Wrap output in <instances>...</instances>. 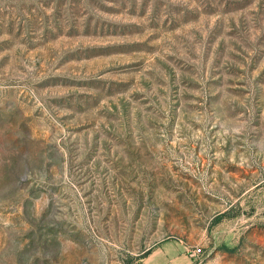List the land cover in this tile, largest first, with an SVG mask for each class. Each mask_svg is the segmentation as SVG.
Segmentation results:
<instances>
[{"label": "rangeland", "instance_id": "374dc122", "mask_svg": "<svg viewBox=\"0 0 264 264\" xmlns=\"http://www.w3.org/2000/svg\"><path fill=\"white\" fill-rule=\"evenodd\" d=\"M264 264V0H0V264Z\"/></svg>", "mask_w": 264, "mask_h": 264}, {"label": "crops", "instance_id": "0c3cea01", "mask_svg": "<svg viewBox=\"0 0 264 264\" xmlns=\"http://www.w3.org/2000/svg\"><path fill=\"white\" fill-rule=\"evenodd\" d=\"M193 259L188 243L181 238L166 237L141 256L138 264H192Z\"/></svg>", "mask_w": 264, "mask_h": 264}, {"label": "built area", "instance_id": "2783aa9c", "mask_svg": "<svg viewBox=\"0 0 264 264\" xmlns=\"http://www.w3.org/2000/svg\"><path fill=\"white\" fill-rule=\"evenodd\" d=\"M190 253L193 255L195 254V250H191Z\"/></svg>", "mask_w": 264, "mask_h": 264}]
</instances>
